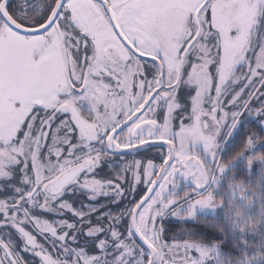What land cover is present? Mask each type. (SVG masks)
<instances>
[{
    "label": "snow or ice",
    "instance_id": "6c2138e0",
    "mask_svg": "<svg viewBox=\"0 0 264 264\" xmlns=\"http://www.w3.org/2000/svg\"><path fill=\"white\" fill-rule=\"evenodd\" d=\"M0 264H264V0H0Z\"/></svg>",
    "mask_w": 264,
    "mask_h": 264
}]
</instances>
